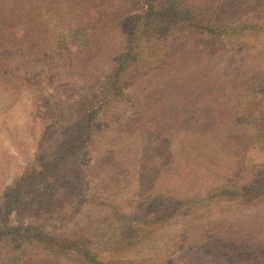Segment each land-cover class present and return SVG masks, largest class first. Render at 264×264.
I'll list each match as a JSON object with an SVG mask.
<instances>
[{
	"label": "rangeland",
	"instance_id": "374dc122",
	"mask_svg": "<svg viewBox=\"0 0 264 264\" xmlns=\"http://www.w3.org/2000/svg\"><path fill=\"white\" fill-rule=\"evenodd\" d=\"M244 4L252 9L234 11L228 21L264 19V11L257 10L264 0ZM135 14L133 5L119 3L118 38L130 31ZM263 26L191 56L185 47L166 60L167 66L127 78L124 97L99 109L91 144L72 164L70 178L77 177L72 187L82 194L79 200L85 199L81 214L69 224L50 225L67 235L97 227L98 240L111 242L99 241L98 248L116 264H264V197L253 202L229 195L256 189L264 177V131L237 127L239 135L232 138L218 126L233 120L230 107L236 103L229 91L234 86L245 94L234 120L264 121ZM116 41L94 38L93 48L72 71L62 69L70 61L49 54L51 79L40 77L46 64L26 73L27 86L18 81L22 62L14 59L21 50L0 54V232L6 229L11 188L36 158L43 126L56 115L50 98L69 117V104L61 98L88 94L89 79L102 80L111 70ZM108 205L116 211L103 212ZM173 208L159 224L157 219ZM32 213L12 215L11 224L33 222L37 214L32 218ZM119 215L134 220L127 239L108 227L119 222ZM136 222L146 223L144 235L151 233L150 239L137 237ZM5 256L0 249V264H6ZM58 264L78 262L71 257Z\"/></svg>",
	"mask_w": 264,
	"mask_h": 264
},
{
	"label": "trees",
	"instance_id": "16d2710c",
	"mask_svg": "<svg viewBox=\"0 0 264 264\" xmlns=\"http://www.w3.org/2000/svg\"><path fill=\"white\" fill-rule=\"evenodd\" d=\"M122 1L133 5L136 14L127 35L118 38L116 32L120 23L116 14ZM244 3L245 0H0V54L21 50L14 59L22 62L20 73L23 75L18 80L22 85L27 86L24 81L26 73L33 68L41 70L51 53L70 61L62 69L72 71L75 62L81 61V57L93 48L94 38L117 40L111 70L102 80L90 78L88 82L93 86H89L88 94L81 93L76 98L64 94L61 98L69 104V117H64L59 103L50 98L56 115L44 124L37 139L36 158L14 182L7 198L6 229L4 227L0 232V249L6 252V264H58L71 257L78 264L117 263L115 257L98 248V244L105 246L111 242H106V237L98 240L97 227L81 233L76 225L80 233L67 235L58 233V228L50 225L63 221L69 224L83 210L85 199L79 200L82 194L78 195L72 187L77 183V177L71 180L70 177L74 176L71 170L91 144L99 109L124 97L127 78L167 66L166 60L179 51L181 54L185 47L191 56L194 51L228 41L231 36L262 31L256 29L259 24H264L260 17L238 19L233 23L228 21L227 16L234 11L251 8ZM263 6L253 7H258L260 12L264 11ZM4 66H8L6 62ZM46 67L42 74L39 71L40 77L51 79L54 71L50 65ZM29 86L37 89L36 85ZM207 86H211V82ZM229 94L230 100L236 104L230 107L233 120L218 124L224 135L232 138L239 135L237 127L264 131V121L260 117L256 120L248 117L245 123L235 121L244 107L241 100L245 94L238 86H234ZM57 134L56 141H53ZM241 190L243 192L229 191V195L253 202L261 199L264 197V177L256 189ZM28 210L33 212L32 218L37 214L33 222L11 224L12 215L23 216L29 213ZM102 211H108V214L116 208L108 205ZM175 211L176 208L166 210L157 219L158 223L163 224L170 212ZM106 222L105 226L109 224ZM131 224H134L133 219H123L119 215V222L108 227H113V232L120 230L127 239L128 234L134 232ZM136 225L137 237L151 238V233L147 237L144 235L146 223L136 222Z\"/></svg>",
	"mask_w": 264,
	"mask_h": 264
}]
</instances>
